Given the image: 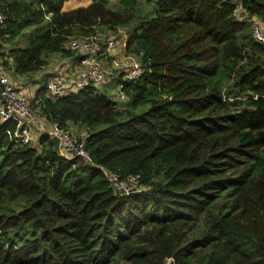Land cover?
<instances>
[{
    "label": "trees",
    "instance_id": "trees-1",
    "mask_svg": "<svg viewBox=\"0 0 264 264\" xmlns=\"http://www.w3.org/2000/svg\"><path fill=\"white\" fill-rule=\"evenodd\" d=\"M67 1L0 0L8 76L78 60L72 40L110 31L127 35L114 59L134 56L142 73L128 80L108 55L104 82L35 93L40 118L86 130L93 165L58 155L48 133L24 145L9 137L14 122L0 125V264H264V43L253 29L264 0H94L64 12Z\"/></svg>",
    "mask_w": 264,
    "mask_h": 264
},
{
    "label": "built area",
    "instance_id": "built-area-1",
    "mask_svg": "<svg viewBox=\"0 0 264 264\" xmlns=\"http://www.w3.org/2000/svg\"><path fill=\"white\" fill-rule=\"evenodd\" d=\"M5 16L0 14V31L4 29ZM254 38L264 43V28L254 21ZM115 41L103 38L101 35L77 38L69 43V48L79 55L80 71L75 77L65 75L53 76L46 85V96L52 99L62 98L73 91L83 90L92 84H100L109 76L105 68L104 58L108 55L113 57L114 65L126 71V78L134 80L141 76V61L134 57H127L120 62L115 60ZM0 125L14 122L16 128L9 130L11 140L16 143L29 145L31 143L30 128L37 131L43 130V124H48L46 119L38 120L36 111L31 107L26 95L18 91L17 86L5 73L0 62ZM123 98V97H122ZM49 135H57L61 139V150L67 159L79 157L82 162L93 165L92 159L86 150L85 143L78 136L61 130L56 123H50ZM33 129V128H32ZM101 168V167H100ZM105 175L116 189L123 195H129L132 187L129 181H121L116 175L104 170ZM168 264H173L172 260Z\"/></svg>",
    "mask_w": 264,
    "mask_h": 264
},
{
    "label": "crops",
    "instance_id": "crops-1",
    "mask_svg": "<svg viewBox=\"0 0 264 264\" xmlns=\"http://www.w3.org/2000/svg\"><path fill=\"white\" fill-rule=\"evenodd\" d=\"M94 0H70L67 1L64 4L63 7V11L64 12H69L71 10L80 8V7H87L89 6ZM125 44V43H124ZM125 50L121 49V45L120 44H116L115 46V53H119L121 55V53H123ZM105 68H111L112 66V62L110 60L109 57H107L105 60ZM108 68V69H109ZM80 71V63H79V59L76 60V58H64L60 55H57L55 57V59L51 60L49 62V65L40 73L34 74L30 77H33L32 79H25V77H23L22 79L18 78V83L15 81L14 84L17 86L18 91L24 95L27 96L29 102L31 103L33 100L30 95H32L35 93L42 87V85H45L46 83L48 84V82L50 81V79L55 76V75H65L68 77H75L78 75ZM32 83L30 84V86H28L27 88H23L24 86L22 85H26L28 82ZM21 84V85H20ZM100 88V86H99ZM34 89V91H33ZM84 130L83 134H80V130ZM70 132L75 135V136H79L82 138H85L87 135L86 130L80 126V128H77V126H75L74 128L72 127L70 129ZM77 133V134H74Z\"/></svg>",
    "mask_w": 264,
    "mask_h": 264
},
{
    "label": "rangeland",
    "instance_id": "rangeland-1",
    "mask_svg": "<svg viewBox=\"0 0 264 264\" xmlns=\"http://www.w3.org/2000/svg\"><path fill=\"white\" fill-rule=\"evenodd\" d=\"M70 1V0H69ZM119 4V0H112L111 1V5L112 6H117ZM255 21H257L259 24H261L262 25V27L264 28V24L261 22V21H259V20H255ZM99 35H101V33L99 34ZM102 36V35H101ZM103 38H109V39H111V40H113V41H115V43L116 44H120L121 45V49H124L125 48V44H126V41H127V35L125 34V32L124 31H121V32H119L118 34H114L113 32H107L105 35H103L102 36ZM125 43V44H124ZM55 57L56 56H54V57H52L51 58V60H53V59H55ZM106 58H104V60H105ZM50 60V61H51ZM49 61V62H50ZM104 64H105V62H104ZM109 68V67H108ZM106 68V70L109 72L110 70H111V68ZM113 71V70H112ZM114 72V71H113ZM110 75H112V74H110ZM113 75H115V73L113 74ZM30 76H32V75H30ZM30 76H25V79L27 78V79H32L33 77H30ZM9 77L11 78V80H12V82L14 83L15 81L18 83L19 81H18V77H15V76H13V74H9ZM30 77V78H29ZM23 78V77H22ZM22 78H20V79H22ZM109 78H110V76H109ZM32 82V81H31ZM30 82V80H29V82L26 84V85H22V86H24L23 88H27L28 86H30V84H32ZM21 85V84H20ZM33 91H34V89H33ZM120 93V89L118 88V87H116L115 89H112V97H113V99L115 100V101H118V98H119V94ZM30 97L33 99L34 98V93L32 94V95H30ZM32 101V100H31ZM38 120H41L42 118H40V117H38L37 118ZM43 119H45V118H43ZM50 123H48V124H43V123H41V125H43V130L42 131H37V129H35L34 127H32V128H30V133H31V145H35V146H37L38 144H39V141H38V139H39V137H40V135L42 134V133H48L49 131H50V125H49ZM75 126H73V128H74ZM72 128V127H71ZM70 128V129H71ZM77 128H80V126H77ZM84 133V130H80V134H83ZM49 134V133H48ZM74 134H77V133H74ZM78 135V134H77Z\"/></svg>",
    "mask_w": 264,
    "mask_h": 264
},
{
    "label": "water",
    "instance_id": "water-1",
    "mask_svg": "<svg viewBox=\"0 0 264 264\" xmlns=\"http://www.w3.org/2000/svg\"><path fill=\"white\" fill-rule=\"evenodd\" d=\"M50 138H51V143L53 145L54 151L58 155L63 156V152L61 150V139H60V137H58L57 135H51Z\"/></svg>",
    "mask_w": 264,
    "mask_h": 264
}]
</instances>
